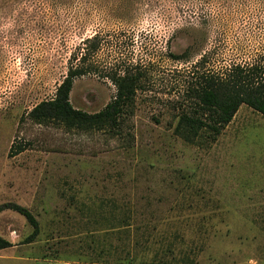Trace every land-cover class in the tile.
Segmentation results:
<instances>
[{
    "label": "rangeland",
    "instance_id": "rangeland-1",
    "mask_svg": "<svg viewBox=\"0 0 264 264\" xmlns=\"http://www.w3.org/2000/svg\"><path fill=\"white\" fill-rule=\"evenodd\" d=\"M255 15L257 0H0V206L29 209L41 230L23 245L27 220L1 213L15 246L0 264H264V116L242 106L214 143L174 134L197 56H172L222 31L229 46L258 45L246 40ZM97 35L99 74L76 80L70 101L99 113L117 93L104 76L134 72L121 128L29 120Z\"/></svg>",
    "mask_w": 264,
    "mask_h": 264
},
{
    "label": "trees",
    "instance_id": "trees-1",
    "mask_svg": "<svg viewBox=\"0 0 264 264\" xmlns=\"http://www.w3.org/2000/svg\"><path fill=\"white\" fill-rule=\"evenodd\" d=\"M258 1L259 16L250 18L246 25V40L258 39V45L224 42L225 31L216 32L214 45L201 49V41L193 43L179 56H172L184 64L192 62L185 79L183 106L174 134L187 143L204 139L214 143L233 121L242 106L264 116V0ZM253 16V15H251ZM215 23L218 17L214 18ZM218 39V40H217ZM222 39V40H221ZM222 41V43H221ZM79 47V54L70 63L68 74L57 88L52 100L37 105L27 118L39 125L57 124L69 130L120 129L121 119L134 106L141 79L129 70L106 74L117 88L114 100L96 114L75 109L70 101L75 81L89 75H98L99 65L90 56L101 50L98 35ZM195 56V57H194ZM24 149H19V152ZM13 211L24 217L32 233L23 245L34 243L40 235V224L32 211L15 203L0 206V214ZM15 245L0 236V251Z\"/></svg>",
    "mask_w": 264,
    "mask_h": 264
}]
</instances>
